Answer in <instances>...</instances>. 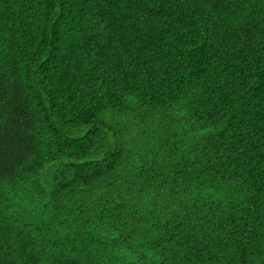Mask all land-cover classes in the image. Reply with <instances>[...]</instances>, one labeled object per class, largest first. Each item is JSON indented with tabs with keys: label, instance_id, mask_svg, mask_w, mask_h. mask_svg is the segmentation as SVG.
Masks as SVG:
<instances>
[{
	"label": "trees",
	"instance_id": "1",
	"mask_svg": "<svg viewBox=\"0 0 264 264\" xmlns=\"http://www.w3.org/2000/svg\"><path fill=\"white\" fill-rule=\"evenodd\" d=\"M0 264H264V0H0Z\"/></svg>",
	"mask_w": 264,
	"mask_h": 264
}]
</instances>
